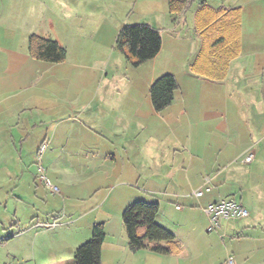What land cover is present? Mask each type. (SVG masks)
Returning a JSON list of instances; mask_svg holds the SVG:
<instances>
[{"label": "crops", "instance_id": "1", "mask_svg": "<svg viewBox=\"0 0 264 264\" xmlns=\"http://www.w3.org/2000/svg\"><path fill=\"white\" fill-rule=\"evenodd\" d=\"M135 1L0 0V264H74L95 224L104 228L101 264H264V0H194L179 17L169 0H140L161 9L137 24L159 31L161 49L132 68L114 49L123 26L106 22ZM202 3L240 10V53L222 81L188 70ZM57 33L76 38L78 61L95 51L101 61L76 60L68 72L29 56L31 35L61 45ZM164 75L178 88L156 113L149 90ZM227 199L247 216L209 232L203 209ZM139 201L158 204L155 223L186 257L129 250L121 215Z\"/></svg>", "mask_w": 264, "mask_h": 264}, {"label": "trees", "instance_id": "2", "mask_svg": "<svg viewBox=\"0 0 264 264\" xmlns=\"http://www.w3.org/2000/svg\"><path fill=\"white\" fill-rule=\"evenodd\" d=\"M194 0H169L168 14L179 17L185 14ZM194 30L199 39L197 54L188 70L191 74L211 81H222L229 62L240 53V10L238 8L212 9L200 4L194 16ZM29 56L37 61L59 64L65 61L66 52L56 42L31 35L28 38ZM114 49L129 66L138 68L154 59L161 49L158 30L148 25H125L118 31ZM174 76L156 79L149 90L153 110L162 112L173 102L177 90ZM158 204L134 202L122 213L129 250H148L157 255L186 257L183 244L169 231L155 223ZM104 240L103 224L92 227L90 239L73 252L74 264H101V246Z\"/></svg>", "mask_w": 264, "mask_h": 264}, {"label": "rangeland", "instance_id": "3", "mask_svg": "<svg viewBox=\"0 0 264 264\" xmlns=\"http://www.w3.org/2000/svg\"><path fill=\"white\" fill-rule=\"evenodd\" d=\"M108 8L111 10V7L108 6ZM91 10H94V9H92V7H91ZM160 10L161 9L159 6H146L140 0L138 2L136 0L133 5H131L127 8H123L122 11H120V13H118L115 18L112 17L109 21L106 22V24L110 25L111 27H114V28H120L121 26H124V25H137V24H147V23L150 24V22L154 23L153 21L149 20V17H150L149 15L154 14V12L160 13ZM1 24H4V23H1ZM89 25H91V24H89ZM88 31H89V29L87 30V32ZM56 36H57L56 37L57 40L61 44L59 46L64 48V50L66 52V59L64 61L65 63L63 62L65 65L64 67H67V69H69L68 67H70V65L75 63L77 60V59H75V53L73 51V45H74V41L76 38L72 39V38L59 37L60 35H58V33L56 34ZM89 42H90L89 38L85 35L84 38L82 39V43H87V45L91 46ZM114 43H115V41H114ZM99 57L100 56H98V54H96V51H95L93 53L87 54L85 61L84 60L81 61V58L79 59V61L78 60L77 61L87 63V64H90V63L95 64V63H98V61H101ZM50 67H52V66H50ZM54 67H56V66H54ZM68 72H72L71 69H69ZM75 72H77V71H75ZM96 73L94 75H96ZM119 73H120V77L122 78L124 75V69L120 68ZM94 75H92L90 78H92ZM16 217L19 218L23 224L26 216L24 217V213H22L20 210H18ZM15 245H17V247H18L17 249H20L22 252H25V250H26L25 242L20 241ZM8 264H16V263L13 262V260H9ZM31 264H33V263L31 262Z\"/></svg>", "mask_w": 264, "mask_h": 264}, {"label": "built area", "instance_id": "4", "mask_svg": "<svg viewBox=\"0 0 264 264\" xmlns=\"http://www.w3.org/2000/svg\"><path fill=\"white\" fill-rule=\"evenodd\" d=\"M44 149V146L41 147V151ZM253 160V153H248L244 157L245 163H250ZM38 177L40 181L53 193H58V188L52 185L48 179L44 176L43 168L39 166L38 168ZM206 180V184H208ZM210 188L205 185L203 189H198L193 192V195L196 197H201L204 192H208ZM204 214L208 219V231L209 232H218L220 229L221 222L230 221L235 222L239 221L247 216V211L245 208L237 201L233 199L219 200L215 203L209 204L203 209ZM229 264L232 262L231 259L228 260Z\"/></svg>", "mask_w": 264, "mask_h": 264}]
</instances>
